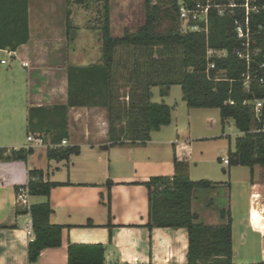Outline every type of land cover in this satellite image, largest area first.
<instances>
[{
    "label": "trees",
    "instance_id": "16d2710c",
    "mask_svg": "<svg viewBox=\"0 0 264 264\" xmlns=\"http://www.w3.org/2000/svg\"><path fill=\"white\" fill-rule=\"evenodd\" d=\"M225 7L220 14L217 7L209 13L208 31H159L162 18L179 20V0H145V23L133 34L113 37L111 0H74L78 6L91 2L102 5L99 30L102 37V64L86 67L69 66V105L29 110L28 132L48 135L49 161H69L80 154L79 147L59 146L69 137L68 114L74 106H101L109 110V145H146L153 132L172 122V109L165 103L152 101V88H160L161 97L168 96L173 86H180L183 100L189 108L218 109L222 124L232 119L243 134L237 138L235 149L228 150L229 167L256 166L264 168V0H256L259 13L250 14V60L240 58L244 51L238 39L235 20L245 18L241 7L245 0H185ZM30 0H0V50L16 52L30 41ZM166 6L165 9H162ZM67 36L75 30L71 12L67 11ZM188 27V26H187ZM201 27L205 25L201 23ZM245 29V28H244ZM246 31V29H245ZM225 51V57H208V52ZM209 64L215 68L208 71ZM263 102L257 116L256 102ZM32 149L0 148V162H27ZM173 177H152L143 183L149 192V221L147 227L185 228L189 247L187 264H235L233 261L232 217L223 210L224 223L210 226L198 223L192 210L193 191L209 189L214 183L192 181L189 164L174 158ZM26 186L30 196L46 197L42 204L32 205L33 239L29 243L31 264L38 262L43 251L62 246V230L50 222L53 208L51 190L61 183L44 181V172L30 170ZM113 185L107 182L108 190ZM19 190V189H18ZM252 220L264 217V206L257 207L258 193H253ZM110 209V198L108 202ZM253 228L264 231V220L254 221ZM105 246L75 245L68 247V264H105ZM264 264V262L256 263Z\"/></svg>",
    "mask_w": 264,
    "mask_h": 264
},
{
    "label": "crops",
    "instance_id": "0c3cea01",
    "mask_svg": "<svg viewBox=\"0 0 264 264\" xmlns=\"http://www.w3.org/2000/svg\"><path fill=\"white\" fill-rule=\"evenodd\" d=\"M50 18L48 0H30L29 43L16 52L0 50V54L11 55L21 62V65L14 69L12 67L8 71L0 70V148L27 150L31 147L33 150L27 162H0V264H31L28 248L33 239V228L29 208L45 203L47 198L29 196V206L18 205V189L27 185L30 170L43 171L45 182L63 184L53 188L50 194L53 208L50 222L63 228L62 246L43 251L35 264H68L70 244L105 246V264H187L189 247L187 229L150 230L147 227L150 211L149 192L143 183L152 177H173L175 157L189 164V176L193 181L192 151L183 158L179 157L177 148L173 156H163L159 151L161 146L173 143L155 139V134H160L167 126L153 132L151 140L146 145L108 147L110 143L108 108L104 105L74 106L69 108L67 144L59 146L79 147V155L72 156L69 161H49L48 135H43V145L29 143V135L35 134L28 132L31 108L69 105V66L86 67L102 64L101 36L99 61L70 64L69 60L77 54L73 49L70 50L72 43L85 45L80 59L90 61L93 58L91 46H86L92 41L91 32L83 37H77L76 27L72 23L73 15L71 24L75 30H72L68 37L66 29V47L59 48V43L52 37L50 41L53 42V47L44 55L42 43L46 42V39L41 36V32L53 26ZM0 63L7 64L4 59H0ZM171 90L172 87L168 96L161 97L159 88L160 101L153 102L168 105L166 99L170 97ZM151 92L154 99L153 91ZM168 106L172 109L173 122L174 109ZM226 123L229 124V120ZM207 130L215 134L206 136L208 138L193 137L190 129V135L186 139L173 144L180 145L185 141L191 143L200 140L215 141L224 137L219 134L218 120L213 121ZM226 152L228 153L227 150ZM218 160L226 165L223 162L224 158ZM242 168L247 167H232L224 178L206 179L214 183V186L209 189L196 188L193 191L192 210L198 218V223L210 226L224 223L221 217L223 210H229L233 217L232 182L236 170H240L237 172L243 176L241 193H248V206L243 212V219L248 220V227L253 232L264 237L263 232L252 226L254 221L260 222L264 217L258 220L251 219L254 211L253 193L259 194L257 207L264 206V181L259 179L260 170L264 168L256 166L253 174L250 169L247 172ZM108 181L113 182L110 193ZM232 232L234 261V218Z\"/></svg>",
    "mask_w": 264,
    "mask_h": 264
},
{
    "label": "rangeland",
    "instance_id": "374dc122",
    "mask_svg": "<svg viewBox=\"0 0 264 264\" xmlns=\"http://www.w3.org/2000/svg\"><path fill=\"white\" fill-rule=\"evenodd\" d=\"M145 0H111V26L113 37H123L125 34L136 33L137 30L145 23ZM168 1V0H165ZM157 2V0H154ZM48 5L51 11V18L49 19L53 26L48 27L42 31L43 38L46 39L42 43L44 55L50 48L53 47V42L50 41L55 38L59 43L58 47H66V19L67 11L71 12L72 23L76 27L77 37H83L91 32L92 41L87 47L91 46L93 58L90 61H83L80 59L81 52L84 51V44H71L70 50L73 49L77 52L72 59L69 60L70 64H81L83 62H97L99 61L101 31L99 30L100 18L102 16V5L97 2H91L87 6H78L74 0H48ZM163 6L162 9H165ZM178 27L181 30H186V23L180 20H172L169 18H162L159 24V31L167 33L170 29ZM83 40V39H80ZM69 46V45H68ZM79 52V53H78ZM214 53V52H213ZM213 56H219V53ZM0 59H4L7 64L0 63L1 71L11 70L21 65V62L8 54H0ZM152 101L159 102V88H153ZM166 103L173 107V122L171 125L163 128L160 134H155V139L172 141L176 143L181 139H186L190 133L193 137L208 138L210 134L207 127L212 125L215 120L219 121V140L209 141H194L187 142L180 145L173 143L168 146H161L160 153L162 155L173 156L175 149L179 151V157H187L192 151L191 158V177L193 181H201L209 178L215 180L224 178V175L229 174L230 167L219 162L218 159L228 158L229 145L231 144L232 150L235 149L237 138L242 134L236 128L234 121L229 119V124H222L220 112L218 109H200L189 108L183 100L182 89L180 86H173L170 97L166 99ZM223 128L224 135H223ZM152 135V134H151ZM180 138V139H179ZM224 139V140H223ZM124 146H129L124 145ZM134 146V145H133ZM136 146V145H135ZM153 147V146H151ZM203 154V155H202ZM232 168V167H231ZM225 169V171H224ZM247 172L249 168H242ZM236 170L233 184L232 193V207L234 218V261L236 264H254L264 261V237L257 234L248 227V220L243 219V212L248 206V193L242 194V175L238 174ZM243 171V170H241ZM228 179V178H227ZM226 179V180H227ZM260 180L264 181V169L260 170ZM211 180V179H210ZM211 191H209V194ZM264 233V231H261Z\"/></svg>",
    "mask_w": 264,
    "mask_h": 264
},
{
    "label": "built area",
    "instance_id": "2783aa9c",
    "mask_svg": "<svg viewBox=\"0 0 264 264\" xmlns=\"http://www.w3.org/2000/svg\"><path fill=\"white\" fill-rule=\"evenodd\" d=\"M255 3H256V0H245V4L241 6L245 9V18L242 21L238 19L235 20V26L237 29L238 39L242 42V47L244 48L243 52L238 51L237 54L240 58L246 59L247 61H249L251 57L249 53V48H250V43H251V37H250V31H249L250 14L252 12L257 14L261 11V8L255 5ZM178 5H179V14H178L179 20L182 23H186V25L188 26V30L192 32L202 31V30H204L205 32L208 31L207 29H208V23H209V13L212 7H217L218 9H220L219 10L220 14L224 13L225 7H229L230 9H234L238 7V5H235L232 2L228 6H216V5H211L209 1L206 4H204L201 1H196L192 5H189L185 0H179ZM201 23L205 25L204 28L201 27ZM244 28L246 29V31ZM217 53H219L218 57L226 56L225 51L216 52V51L210 50L208 52V57H212L214 54H217ZM214 68H215L214 64H209L207 72ZM262 107H263V102L257 101L256 106H255L257 116L260 115ZM28 141L29 143L33 145H43L44 144L43 136L40 134L29 135ZM66 144H67L66 140L62 142V146ZM28 149H31V147H28ZM223 162L226 165H229L228 159H225ZM29 196L30 195H29L28 188L21 187L17 193L18 205L24 206V207L29 206Z\"/></svg>",
    "mask_w": 264,
    "mask_h": 264
}]
</instances>
